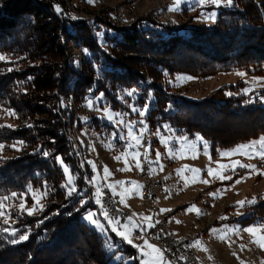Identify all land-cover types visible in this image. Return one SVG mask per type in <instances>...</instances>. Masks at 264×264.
<instances>
[{
  "label": "trees",
  "instance_id": "1",
  "mask_svg": "<svg viewBox=\"0 0 264 264\" xmlns=\"http://www.w3.org/2000/svg\"><path fill=\"white\" fill-rule=\"evenodd\" d=\"M216 9L212 24H182L169 35L151 15L124 26L107 14L94 20L65 18L55 12L52 0H0V55L20 56L26 63L8 70L9 63L0 60V106L14 109L26 121L17 128L0 126V143L20 140L28 146L15 157L0 155V195L48 187L43 210L12 215L27 240L14 244V238L0 231V264H141L136 249L123 241L117 250L124 257L113 262L106 238L82 219L97 207L88 182L93 172L81 164L67 138L75 124L81 128L84 122L102 133L114 129L96 116L80 121L88 95L102 93L110 107L124 110L119 92L138 87L135 103L141 105L151 90L154 100L145 117L149 126L166 122L179 133H198L209 142L212 157L264 135V105L234 94L243 82L225 84L200 100L164 89L159 82L164 71L203 76L242 69L264 76V0H233L231 7ZM101 26L112 34L99 40ZM62 40L73 42L81 58L67 56ZM44 151L50 155L45 157ZM56 156L70 166L80 194L66 195ZM80 200L87 203L81 207ZM228 221L241 227L264 224V200ZM5 227L0 221V229Z\"/></svg>",
  "mask_w": 264,
  "mask_h": 264
},
{
  "label": "rangeland",
  "instance_id": "2",
  "mask_svg": "<svg viewBox=\"0 0 264 264\" xmlns=\"http://www.w3.org/2000/svg\"><path fill=\"white\" fill-rule=\"evenodd\" d=\"M52 1L54 10L57 14L72 20H94L97 16H104L107 14L110 15V20H115L120 25L125 26L131 24L138 18L151 15L167 27L166 31L169 35L182 24L192 26L205 23L210 25L214 21L212 19H205V15L210 12H215L217 16L218 12L215 6L211 4L201 6L197 3V0H183L180 4L179 11L168 10L169 7L173 5L174 0H95L94 3H89L88 0H63L64 4L61 3L62 0ZM57 5L62 9L61 12L56 11ZM170 24L171 27H169ZM172 24L174 26L176 25V27L173 28ZM106 33L112 34V31L105 26H101V29L97 31L99 40H102L103 35ZM62 42L67 56L78 55V59L81 58V52L73 42L68 41L65 43L63 40ZM130 55L142 56V54L136 52H131ZM2 56L5 57L4 61L9 63V66H7L8 70L22 69L26 65L20 56L3 54ZM78 59L76 58L75 62H77ZM237 73H245V75L241 76L237 75ZM177 77H192V79L178 80ZM253 77L260 78L264 76L252 74L242 69H236L230 72H216L203 76L191 75L183 72L168 73L164 71L159 82L164 89L170 88L172 92L194 100L209 98L214 95V93H217L225 84L243 82V85L237 88L234 94L236 96H245L251 102H258L264 105V92H262L264 91V80H253ZM149 81L148 79V82ZM139 83V86L142 87L145 82L139 81ZM132 89H136V93L132 96H128L126 94L127 91ZM245 89H250V91L245 94ZM139 92L140 89L135 87L124 89L116 95L117 99L122 101L123 105L127 107V109L125 108L124 110L110 107L104 95L102 99H97L101 93L96 96H86L85 102L79 111L80 121H84L86 117L96 116L113 125L114 129L109 133H102L89 127L87 123L84 122L81 128L77 127V124H75L72 128V135L68 136V138L66 137L72 144V152L75 155H80L81 164L86 163L89 165V168L93 172L91 179L94 176L96 177V186H99L102 190L101 183L103 181L107 186L110 184L114 185L117 181H124L126 182L125 184L116 185V191L121 193V189L126 185L129 189H135L136 186L128 185V181H136L141 185L140 181L145 177H149L150 179L160 178L165 184V193L157 192L155 196L147 198L144 196L142 189H140L135 191L136 195L133 198L135 201L130 200L128 206L125 205L124 199L123 207L129 212L131 218H134L132 219L134 224H137L135 218L136 220L138 219L137 221H139V223L143 222L144 225L147 226L149 223H152V221H154L155 224L159 217H164L168 223L171 235L175 238L181 239L188 246L193 244L195 240H200L202 242L201 245L191 246L195 251L198 264H264V249L252 243L251 241L254 237L243 231L245 228L264 224L256 223L241 227L236 223H230L228 221L232 216L243 214L246 206L256 203L257 200H264V174H259L258 172H251L250 174V169L239 167H237L235 171H231L230 168L228 170L219 168V165H231L233 161H239L244 164L256 165L257 169L264 172V161L249 159L243 154L232 155L230 157H222L219 155V152L231 150L237 145L229 149L219 150L218 156L212 157L210 153V144L203 138L209 145V154L205 155L202 144L197 142L194 147L192 145V142L196 140L197 136L201 137L198 133H194L193 136L179 133L175 127H172L166 122L160 123L156 128H151L145 117H140L138 112H133L131 110L132 107L137 109L142 108L145 103L141 105L135 103V99ZM149 92L152 94L151 90H149L148 93ZM152 97L154 100L153 94ZM89 101L92 102V107H89ZM105 108L111 109L113 114L123 113L124 115L110 122L108 119L104 118L105 113L102 110ZM9 111L14 112L15 116H10L8 114ZM141 119H143L147 125V131L144 133L143 138L144 141L145 139L147 141L138 149L133 150L143 152L147 145H151L153 150H159L161 153L159 163L163 166L162 170H160L158 165L149 163L156 159L155 151L150 152L147 159L143 158V156L140 158L143 163L144 171H140L134 167L135 161L132 160L131 157H125L119 161L114 159V157L120 155L121 152L128 151V149L125 148V144L128 142L127 138L124 140L118 138L119 136L125 135L128 123L118 124L117 121L136 122L133 126V131H136L141 128V125L138 123ZM25 124L26 121L22 119L14 109L5 105L0 106V126L10 125L11 128H17ZM163 125H169L171 130L165 131L162 127ZM157 132L169 137V146L177 150L175 155H170L168 153V148L160 143V137L156 134ZM180 136L187 137L188 143L178 140L177 137ZM257 138L258 137L251 140ZM249 141L238 145L246 144ZM18 142L21 141L13 140L0 143V145L4 146L0 149V155L2 157H15L23 153L28 146ZM109 144L112 145L111 148L107 146ZM13 145H15V147H13ZM209 156L211 159H209ZM125 160H127L130 165H133L130 171H120V169L125 168ZM90 161L95 163V171L89 164ZM104 166H107L111 172V176L107 179H104ZM209 167L212 168L213 173L222 172L226 176H231V179H219L216 175H209L207 171ZM149 168H153L155 171L150 173ZM178 169H184V171L178 175ZM191 169H198L199 171H191ZM235 174L238 175L235 177ZM64 177L63 185L67 179L65 174ZM238 180L240 181L239 183L236 182ZM203 181H208V183H204ZM91 186L94 194L96 192V187L92 184ZM47 188V186L42 188L28 186L24 192H13L17 194L16 196H13L12 193L0 195V198L7 197L6 200L2 201L5 215L0 217L2 223H4L5 219L8 220V224L4 223L6 225L5 228L18 230V228L14 226L15 218L12 216L15 211L28 214L27 209L32 208L34 204L36 205V210L33 214L39 213L41 211V206L43 210L47 198L46 195L48 194ZM45 192L46 195H43ZM210 193H216L217 196L213 197L209 195ZM33 194H35L37 199H33ZM119 197L121 199V196ZM253 198H255L254 203H245L243 206L237 203L238 201H251ZM93 200L97 207L91 208L87 210V212H96L100 222L105 226L107 231L102 233L83 219V216L87 212L82 215V219L87 225L97 231L98 234L106 238L105 246L108 254L114 252L112 261H118L120 259H116L117 256L124 257V253L117 250L118 246L121 244V238L119 237L117 240V238L111 235V227L108 221L103 219V215L102 217L99 215L100 206L96 204L94 195ZM21 202L25 204L24 211H21L19 208ZM192 205H195L196 209H199L201 214L198 215L195 210L187 212L186 209ZM161 209H170L171 211L161 212ZM144 217H150L151 220L143 221ZM221 217H226L227 219H221ZM177 221H179V223H177ZM121 223L127 224L128 220ZM225 227L229 230L227 233L228 239L226 240L219 238L220 235L224 234L223 232H218L216 235L209 232V229L212 228L224 229ZM232 229H239L240 231L234 233L231 231ZM5 233L9 235L8 232ZM25 233L18 230L17 236ZM133 235L136 238L143 239V251H152L145 247V241L150 243L146 238L137 236L135 233ZM259 235L258 232L255 238L259 239ZM9 237L12 236L9 235ZM131 240L135 242V240ZM242 245L244 247H241ZM204 249L207 250L205 251ZM152 254L153 256L157 255L155 252ZM165 260L167 261V259ZM125 262H128V260H125ZM168 264L171 263L168 261Z\"/></svg>",
  "mask_w": 264,
  "mask_h": 264
},
{
  "label": "snow or ice",
  "instance_id": "3",
  "mask_svg": "<svg viewBox=\"0 0 264 264\" xmlns=\"http://www.w3.org/2000/svg\"><path fill=\"white\" fill-rule=\"evenodd\" d=\"M89 3H94L95 0H88ZM183 2V0H174V3L172 6L169 7V11H179L180 10V4ZM197 3H199L201 6L207 5V4H211L217 8L219 7H231L233 5V0H197ZM56 11L57 12H61L62 9L57 5L56 6ZM216 18V13L215 12H210L208 14L205 15V19H212L213 21H215ZM85 52H87V49H85ZM5 57L0 55V60H4ZM11 70V69H9ZM237 75H245V73H237ZM177 79H192V77H177ZM264 80V77H260V78H256L253 77V80ZM136 89H132L127 91V95L128 96H132L136 93ZM250 91V89H245L244 92L245 94H247ZM228 95H231V93H228ZM103 98V94L101 93L100 96L97 99H102ZM153 101V97L151 92H149L147 94V97L145 99V103L142 106V108H135L132 107L131 110L133 112H138V114L140 115V117H146L147 113L151 110V103ZM93 104L91 101H89V107H92ZM105 113L104 118L108 119L110 122L115 120L117 117H120L122 115H124L123 113H115L113 114L111 109H103L102 110ZM8 114L10 116H15V113L12 111H9ZM118 124H124V123H128V128L127 131L125 132L124 136H119L118 138L121 140H124L127 138L128 142L125 144V148L128 149V151H124L121 152L120 155L115 156L114 159L116 160H121L124 159L125 157H131L132 160L135 161L134 167L139 169L140 171H144L143 168V163L141 161V157L143 156L145 159H147V156L150 152L155 151V156L156 159L153 161H150V164H155L158 165L160 170L163 169V166L160 165V158H161V153L159 152V150H153L151 145H147L144 148L143 152L140 151H134L133 149H138L139 147H141L144 144V133L147 131V125L145 123V121L143 119H141L140 121H138V123L141 125L140 129H137L136 131H133V126L134 123L136 122H125L122 120H118L117 121ZM8 127H11L10 125H8ZM29 127H31V125H29ZM165 131H170L171 128L169 125H163L162 126ZM157 135H159L160 137V143L164 144L167 148H168V153L170 155H175L176 151L175 149H173L172 147L169 146V137L164 136L163 134L157 132ZM178 140L183 141L184 143H188V138L184 137V136H180L177 137ZM134 142V143H133ZM202 144L203 145V152L205 155H208V142L205 141L202 137L197 136L196 140L192 142L193 147L196 145V143ZM20 144H22L23 142H18ZM109 148L112 147L111 144L107 145ZM4 146L0 145V149H2ZM13 147H15V145H13ZM45 157L49 156L50 153L47 151H44L42 153ZM237 154H243L245 155L247 158L249 159H259L261 161H264V136H260L257 139L251 140L246 144H241V145H237L235 148L228 150V151H222L219 152V155L224 157V156H232V155H237ZM56 161L60 164L61 168L63 169V172L66 176V182L64 183L63 187L66 189V195L68 197L73 196V194H79L77 192V189L75 187V179L76 177L72 174V170L70 169V167L68 165H66L63 161L62 157L56 156L55 157ZM209 159H211V157L209 156ZM89 164L92 166L93 170L95 171L96 169V165L94 162H89ZM133 165H130L127 160H125V168L120 169V171H130L132 169ZM246 168V169H250V174L251 172H258L259 174H264V172H261L259 169H257L256 165H251V164H244V163H240L239 161H233L231 165H219V168L221 169H225L228 170L229 168L231 169V171H235L236 168ZM155 169L153 168H149V172L152 173L154 172ZM184 171V169H178L177 170V174H181ZM191 171H196L198 172V169H191ZM208 174L209 175H216L217 178L219 179H231V176H226L224 175L222 172L221 173H213V170L211 167L208 168ZM103 174H104V179H107L109 176H111V172L110 170L107 168V166H104L103 168ZM96 177H92V179H90L88 182L90 184H92L94 187H96V192L93 194L95 197V202L97 205L100 206V212L99 215H103L105 220L108 221L109 226L111 227V231L116 233V235L120 236L122 238V240L126 241L129 244H132L133 241L131 239H129V233L125 231L126 228H133L135 230H138L141 234L144 233V223L141 222L139 224H134L132 221L131 217H128V224H122L118 219H116L113 216H109L106 208L104 207L103 204V193L102 190L99 186H96ZM204 183H208V181H203ZM237 183H239L240 181H236ZM126 182L124 181H117L116 184H110L108 185L109 189L113 192L114 195H119L121 196L120 199V203H124V197L121 193L116 191V185H123ZM128 185H135V189H132V191H138L140 189H142V185H139L138 182L136 181H128L127 182ZM13 196H16V193H12ZM43 195H46V192L43 193ZM209 195L216 197L217 194L216 193H210ZM7 197L4 198H0V217L5 215V211H4V205H3V200H6ZM33 199H37V197L35 196V194H33ZM255 202V198H253V200L251 201H238L237 203L241 206H243L245 203H254ZM81 207H83L84 204L87 203V201L84 200H80L79 201ZM19 208L21 211L25 210V204L23 202H21V204L19 205ZM36 210V205L34 204L32 208L27 209V212L29 215H32L33 212ZM40 210H42V206L40 207ZM76 211H79L80 209L77 208L75 209ZM195 210L197 212V214H201L199 209H196L195 205L190 206L188 209H186L187 212H191ZM165 211H171L170 209H161V212H165ZM68 215H71V213H68ZM83 219H85L87 222H89L90 224H92L96 229H98L100 232L104 233L107 231V229L105 228V226L100 222L99 218H98V214L96 212L93 211H88L84 216ZM221 219H227L226 217H221ZM151 218L150 217H144L143 221H150ZM5 224H8V220L5 219L4 220ZM156 223H159V221H156ZM177 223H179V221H177ZM148 227H155V224L149 223L147 225ZM0 231H4V232H8L9 235H11L12 237H15L14 239H12L11 243H20L22 241H25L28 239V234H21L19 236H17V229H9V228H4V229H0ZM232 232H238L240 231L239 229H232ZM243 231L249 233L250 235H252L254 237V239L251 241L252 243L257 244L258 247L264 249V225H258V226H252V227H248L243 229ZM209 232L213 235H216L218 232H223V235H220L219 238L222 240H226L228 239V235L227 233L229 232V230L225 227L224 229H217V228H212L209 229ZM259 232V239H256V235ZM202 242L200 240H195L193 242V244L189 245L194 246V245H201ZM134 247L139 248L140 246L138 245H133ZM145 247L147 249H151L152 251H141L140 254V259L143 261V264H168V261H166L163 257V252L164 249L158 248L153 244L148 243L147 241H145ZM241 247H244L243 245ZM205 251L207 249H204ZM153 252H155L157 255L153 256ZM116 259H122L121 256H117ZM134 259V258H131Z\"/></svg>",
  "mask_w": 264,
  "mask_h": 264
},
{
  "label": "built area",
  "instance_id": "4",
  "mask_svg": "<svg viewBox=\"0 0 264 264\" xmlns=\"http://www.w3.org/2000/svg\"><path fill=\"white\" fill-rule=\"evenodd\" d=\"M169 27H171V24L169 25ZM158 181H159V187H163L162 179L158 178ZM101 186L103 193L105 194L106 206L110 209V216H114L120 222H124L127 220L128 217H131L127 214V210L123 207V203H120V197L118 195H114L104 181L101 183ZM142 186H143L142 188H144V196L150 198L151 192H150L149 182L147 181V184ZM111 196L119 197V205L111 204ZM103 219L105 220V218ZM157 221H159V223L155 222V227L152 228H147L146 225H144L143 234H141L138 230L134 231V233L137 236L140 237L143 236L144 238H146V240L156 245L158 248L164 249L163 256L171 264H180V259H176L173 256L174 247H181L183 250V254H189L192 260H194V262L198 264L195 258V254H191L190 252V246H188L183 241H174V238L168 235L167 230L164 228L163 217H159Z\"/></svg>",
  "mask_w": 264,
  "mask_h": 264
},
{
  "label": "bare ground",
  "instance_id": "5",
  "mask_svg": "<svg viewBox=\"0 0 264 264\" xmlns=\"http://www.w3.org/2000/svg\"><path fill=\"white\" fill-rule=\"evenodd\" d=\"M173 22V21H172ZM174 24V23H173ZM173 26V28L176 27V25ZM147 140L145 139L144 142H146ZM144 158V157H143ZM147 165V163H146ZM144 174V173H143ZM149 174V173H147ZM142 175V174H141ZM140 175V176H141ZM146 176V175H145ZM147 181L149 182V187H150V192H151V197L155 196V193H165L166 192V189L164 187V182L162 180V186L163 187H159V181H158V178L157 179H150L149 177H145L143 178L141 182V185H146L147 184ZM142 192L144 194V188H142ZM102 193H103V190H102ZM153 199V198H151ZM103 204H104V207L106 208L109 216H110V209L106 206V203H105V194L103 193ZM111 204L112 205H119V197L118 196H111ZM127 214L130 216L129 212H127ZM114 217V216H113ZM163 220H164V228L167 230L168 232V235L169 236H172L174 238V241H182L181 239H178V238H175L173 235H171L170 231H169V226H168V223L167 221L165 220V218L163 217ZM190 252L191 254H195V251L193 250V248L190 247ZM173 256L176 258V259H180V264H196L194 262V260H192V258L190 257L189 254H183V250L181 247H174L173 248ZM195 258H196V261H197V257H196V254H195Z\"/></svg>",
  "mask_w": 264,
  "mask_h": 264
},
{
  "label": "crops",
  "instance_id": "6",
  "mask_svg": "<svg viewBox=\"0 0 264 264\" xmlns=\"http://www.w3.org/2000/svg\"><path fill=\"white\" fill-rule=\"evenodd\" d=\"M132 189H134V188H131V189H129V187L126 185L125 187H123L122 189H121V194L124 196V199H125V205L126 206H128V202L130 201V200H132V201H135V199H133L134 197H135V195H136V192L135 191H132ZM101 217H102V215H101ZM132 219H134V218H132ZM138 220V219H137ZM136 220V218H135V221L137 222V224H138V222L139 221H137ZM125 222V221H124ZM141 223V222H140ZM128 224V223H127ZM127 224H125V225H127ZM152 224H154V221H152ZM147 228H152V227H148V226H146ZM125 231L126 232H128L129 233V238L130 239H133V240H135V242L133 241V243L132 244H129V243H127L126 241H124V240H122V238L120 237V236H118V235H116V233H114V232H112L111 231V234H113L114 236H115V238H117V240L119 239V237L121 238V241H123V242H125V243H127V244H129V245H131L134 249H136V251H137V254H138V256L140 257V254H141V251H143V246H142V243H143V239H140V238H136V237H134V229L132 230V228H126L125 229ZM136 238V239H135ZM182 239H186V238H182ZM189 243V242H188ZM190 244V243H189ZM133 245H138V246H140L139 248H137V247H134ZM191 245V244H190ZM140 262H141V264H143V261L140 259Z\"/></svg>",
  "mask_w": 264,
  "mask_h": 264
}]
</instances>
